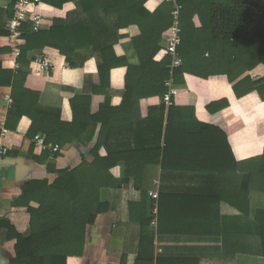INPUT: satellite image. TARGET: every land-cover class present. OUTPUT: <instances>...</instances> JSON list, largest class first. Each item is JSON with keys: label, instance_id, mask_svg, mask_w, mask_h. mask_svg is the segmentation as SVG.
Instances as JSON below:
<instances>
[{"label": "trees", "instance_id": "trees-1", "mask_svg": "<svg viewBox=\"0 0 264 264\" xmlns=\"http://www.w3.org/2000/svg\"><path fill=\"white\" fill-rule=\"evenodd\" d=\"M76 1L42 0L53 7V21L47 31H35L31 22L24 25L19 42L21 62L26 60L29 52L47 46L58 49L62 59L73 56V42L78 41L81 28L67 27L64 14L65 5ZM86 1L91 11L101 10L110 19L117 18V28L111 21L109 31L102 37H94L91 30L82 33L85 37L90 36L89 46L98 52L100 82L93 88V94L109 97L112 70L127 69L120 106L112 107L107 102L99 112L92 114V95L76 96L70 101L73 118L65 121L61 109L42 105L41 93L27 88V74L0 71V83L7 78L12 86L13 105L7 117L8 130H17L20 121L27 118L31 123L26 134L28 139L33 141L42 134L47 145L64 148L76 141L93 139L98 124H101L92 162L83 159L77 167L60 173L52 183L46 178L35 179L23 186L14 207L27 209L30 215L28 230L21 234L9 221L0 223V229L7 231L8 238L17 241L16 257L11 264H68L69 258L82 256L88 227L95 223L98 214L108 210L101 203V190L119 186L112 170L121 162L125 163L127 179L132 180L141 194L140 200L129 206L133 219L147 211L143 179L146 166L150 164L159 163L163 169L215 174L219 183L217 202L223 200L245 216L250 214V193H264V151L261 156L239 162L232 153L226 130L205 126L198 132L189 133L184 122L189 114L193 115V109L183 101L187 74L203 79L226 76L238 99L256 92L264 100V78L254 80L248 74L264 65V0H178L183 7L180 17L182 42L178 48L182 65L173 72L169 67L171 57L160 46L163 34L174 23L171 4L161 0L163 3L150 12L146 8L148 0ZM11 2L10 18L17 0ZM2 13L0 9V18ZM132 25H137L141 31L140 36L133 39L139 65L118 57L112 43L113 32ZM3 34H8L7 27ZM171 78L176 96L173 104L167 106L164 97L168 92L166 83ZM153 97H159L163 104L152 110L148 117L159 111L163 113L166 108V124L162 121L152 129L149 126L142 128L147 121L140 116L141 101ZM224 106L228 104L216 103L210 105L209 110ZM115 128H119L120 135L123 131L128 132V128L138 130L134 146L110 150L103 157L100 150L108 145ZM157 128H160L159 132ZM34 148L37 147L32 143V154ZM32 156L39 164H45L48 172L58 174L50 162V151ZM178 161H182L181 166L169 165ZM256 221L260 226L264 257V211L257 212ZM136 264L153 263L139 260ZM157 264L189 262L161 260Z\"/></svg>", "mask_w": 264, "mask_h": 264}, {"label": "crops", "instance_id": "crops-1", "mask_svg": "<svg viewBox=\"0 0 264 264\" xmlns=\"http://www.w3.org/2000/svg\"><path fill=\"white\" fill-rule=\"evenodd\" d=\"M11 3V0H0L3 11L0 18V71L27 74V88L41 93L42 105L61 109L65 121L73 118L70 101L76 96L92 95V114L99 112L107 102L112 107L120 106L127 69L118 67L112 70L109 97L93 94V88L100 82L98 52L89 46L90 36L85 37L82 33L91 30L94 37H102L109 31L111 21L117 28L116 16L110 19L104 11H91L86 0L68 3L64 14L66 26L81 28L78 41L73 42V56L62 59L58 49L47 46L29 52L26 60L21 62V47L20 54L15 57L7 35H2L10 19ZM47 3H41V31L49 30L54 18L53 7ZM161 3V0H148L146 8L154 12ZM113 33L116 55L126 58L130 64L139 65L133 39L140 36V28L132 25ZM165 35L160 42L162 49H165ZM39 61H45L50 65L49 69L42 70ZM248 74L254 80L264 78V65ZM185 90L184 104L193 109V115L189 114L184 122L189 133L198 132L205 126L219 127L229 133L228 142L237 161L262 155L264 100L258 93L238 99L226 76L203 79L189 74L185 75ZM11 93L12 86L6 78L0 83V148L6 150V155L0 154V223L9 221L17 232L23 234L28 230L30 215L26 208L14 207L23 186L35 179L46 178L52 183L60 173L77 167L83 159L92 162L101 124H98L93 139L66 145L55 160L50 156L58 174L48 172L46 165L39 164L32 156H39L41 151L34 148L33 154L31 152L33 141L26 137L30 121L23 118L17 130L6 128L13 105ZM216 103H227L228 106L210 111L209 106ZM162 104L159 97L141 101L140 116L147 121L142 128L149 126L152 129L162 121L166 124V108L165 112L159 111L148 117ZM112 135L108 145L100 150L103 157L110 150L132 149L138 130L128 128V132L123 131L120 135L119 128H115ZM169 165L181 166L182 161ZM112 173L119 186L102 189L100 194L101 203L108 210L98 214L95 223L88 227L84 254L69 258L68 264H136L139 260L153 264L161 260H186L189 264H264L260 226L256 221L257 212L264 211V193H250V214L245 216L229 203L217 202L219 183L215 174L163 169L159 163L150 164L146 166L143 179L147 211L133 219L129 206L139 201L141 194L132 180L127 179L124 162L119 163ZM152 193H157L158 198H152ZM151 208L158 211L155 223L150 220ZM16 243L8 238L6 230L0 229V264H11L15 259Z\"/></svg>", "mask_w": 264, "mask_h": 264}, {"label": "built area", "instance_id": "built-area-1", "mask_svg": "<svg viewBox=\"0 0 264 264\" xmlns=\"http://www.w3.org/2000/svg\"><path fill=\"white\" fill-rule=\"evenodd\" d=\"M165 3L171 4L172 16L174 19L173 26L166 33L163 38L165 44V49L171 57V64L169 65L171 71L180 67L182 65V59L179 55L178 48L181 45V28H180V17L182 12V5L178 0H162ZM42 0H17V4L14 9L13 16L8 20L7 24V42L9 47L12 49L13 54L17 57L20 54L19 42L23 36V27L26 23L31 22L33 24L34 30L38 31L42 27L43 14L41 11ZM39 65L42 70H48L50 65L45 61H39ZM168 87V92L164 97V102L167 106L173 104V97L176 94V89L173 85L172 78L166 83ZM33 143L36 145L37 149L40 151H50L51 159L55 160L62 152V148L59 146L47 145L46 138L44 135H37ZM0 154L6 155V150L0 148ZM152 198L157 199L158 194L152 193ZM156 208L151 209L152 219L155 223L156 217L158 215Z\"/></svg>", "mask_w": 264, "mask_h": 264}]
</instances>
